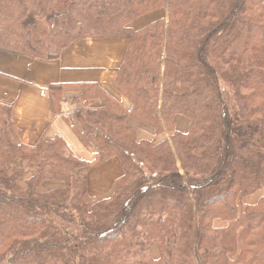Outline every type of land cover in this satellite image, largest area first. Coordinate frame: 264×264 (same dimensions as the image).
<instances>
[{"label":"trees","instance_id":"16d2710c","mask_svg":"<svg viewBox=\"0 0 264 264\" xmlns=\"http://www.w3.org/2000/svg\"><path fill=\"white\" fill-rule=\"evenodd\" d=\"M86 38L129 41L113 83L125 102L99 84L52 86L62 112L76 94L91 162L59 137L17 142L0 103V264H264V197L240 208L264 187V0H0L3 50L53 61ZM102 156L124 174L90 204Z\"/></svg>","mask_w":264,"mask_h":264},{"label":"crops","instance_id":"0c3cea01","mask_svg":"<svg viewBox=\"0 0 264 264\" xmlns=\"http://www.w3.org/2000/svg\"><path fill=\"white\" fill-rule=\"evenodd\" d=\"M168 12H155L138 18L127 27L140 30ZM129 47L126 39L86 38L68 46L58 60L47 61L0 48V103L12 106L17 142L36 146L43 138H61L67 145L66 152L91 162L94 151L87 149L76 136L72 118L64 115L68 105H55L52 86L58 84H99L112 92L121 102L124 98L113 90L117 71L122 66ZM67 99V95H64ZM189 122L186 118L176 120V128L185 132ZM143 135L151 138V130L141 125ZM144 128V129H143ZM167 131V130H166ZM167 136L169 135L168 132ZM118 158H99L87 174V201L94 204L110 197L115 181L124 174ZM123 168V166H122Z\"/></svg>","mask_w":264,"mask_h":264},{"label":"rangeland","instance_id":"374dc122","mask_svg":"<svg viewBox=\"0 0 264 264\" xmlns=\"http://www.w3.org/2000/svg\"><path fill=\"white\" fill-rule=\"evenodd\" d=\"M66 95H67V99H65V97L63 98V101L65 100V102H63V107H64V105H68V106H73L74 108H75V112H76V110L78 109V106H79V104H76L75 103V101L73 102V98H74V96L76 95L74 92H67V93H65ZM64 94V95H65ZM65 103V104H64ZM82 106H85V103H83V104H81ZM67 106V107H68ZM65 109V108H64ZM63 109V110H64ZM67 109V108H66ZM64 115H65V112H64ZM75 116V115H74ZM66 117V116H65ZM67 118V117H66ZM73 120V119H72ZM99 161V160H98ZM98 163V162H97ZM97 163H95L94 165H96ZM93 165V166H94ZM121 165V164H120ZM121 167V169H122V171H123V168H122V166H120ZM120 178V177H119ZM262 197H264V187L261 189V190H259V191H257L256 193H254L253 195H250V196H248V197H245L243 200H241V202H240V208H241V210L242 209H244V207L245 206H247V205H255V204H257L259 201H260V199L262 198ZM217 225L218 226H223L224 225V223L223 222H221V221H217ZM156 255H158V251H157V253H156Z\"/></svg>","mask_w":264,"mask_h":264},{"label":"built area","instance_id":"2783aa9c","mask_svg":"<svg viewBox=\"0 0 264 264\" xmlns=\"http://www.w3.org/2000/svg\"><path fill=\"white\" fill-rule=\"evenodd\" d=\"M75 115V108L73 106H68L65 111V116L67 118H73Z\"/></svg>","mask_w":264,"mask_h":264}]
</instances>
